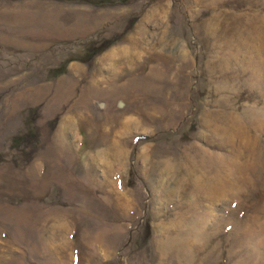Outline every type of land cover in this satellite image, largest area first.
Masks as SVG:
<instances>
[{"label": "rangeland", "instance_id": "rangeland-1", "mask_svg": "<svg viewBox=\"0 0 264 264\" xmlns=\"http://www.w3.org/2000/svg\"><path fill=\"white\" fill-rule=\"evenodd\" d=\"M0 264H264V0H0Z\"/></svg>", "mask_w": 264, "mask_h": 264}]
</instances>
